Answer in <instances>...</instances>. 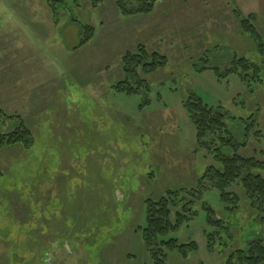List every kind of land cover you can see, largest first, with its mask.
<instances>
[{
  "label": "rangeland",
  "instance_id": "374dc122",
  "mask_svg": "<svg viewBox=\"0 0 264 264\" xmlns=\"http://www.w3.org/2000/svg\"><path fill=\"white\" fill-rule=\"evenodd\" d=\"M234 11L253 17L258 41ZM85 26L91 39L79 47ZM138 48L165 65L138 68L128 81H140L137 93L110 89L125 79L123 56ZM242 60L259 68L256 81L249 70L243 77ZM191 96L221 107L244 145L238 155L264 163V0H162L133 17L114 0H0V134L24 125L32 136L28 149L0 151V264H37L41 252L46 264H153L144 201L196 188L213 165L182 106ZM205 186L192 219L169 236L196 252L168 251L165 264H223L230 248L264 241L237 185L228 189L237 214ZM203 204L230 230L214 253Z\"/></svg>",
  "mask_w": 264,
  "mask_h": 264
},
{
  "label": "trees",
  "instance_id": "16d2710c",
  "mask_svg": "<svg viewBox=\"0 0 264 264\" xmlns=\"http://www.w3.org/2000/svg\"><path fill=\"white\" fill-rule=\"evenodd\" d=\"M98 1L91 0L92 6H95ZM159 1L162 0H114V5L121 16L129 17L151 13ZM49 6L54 9L53 4H49ZM234 16L238 20L242 32L249 34L256 41L260 39L250 23L253 19L252 16L243 18L238 11H234ZM81 29L83 33L88 31L89 35L80 40L79 47L90 41L92 31L91 27L87 26ZM242 61L245 63L243 64L245 69L243 77L249 70L248 73L255 76L250 78L256 81L259 68L251 67L244 60ZM165 63V57L157 53L146 55L142 48H138L133 54L126 53L121 59V71L125 79L112 85L110 89L126 91L128 94L137 93L141 89L140 85L138 86L140 81L135 86L128 82L131 76L137 75V69L139 68L143 74H149ZM257 81L261 82L260 79ZM144 92L148 97L149 90L145 89ZM149 102L147 100L145 103ZM182 106L187 119L194 128L197 146L208 151L213 165L206 168L198 179L196 188L171 190L157 200L147 199L144 201L146 220L145 228L141 230V233L145 250L153 264H165L168 251L177 253L183 251L185 256L190 252H196V246L193 243L178 244L176 240L169 239V236L180 225L192 219L189 207L193 205L194 201L192 200L199 198L203 189L206 188V181L212 183L210 189L218 193L219 201L221 205L225 206L223 210L227 214H237L239 211L240 200L228 192L230 187L237 185L244 194L250 212L257 216L260 224H264V163L254 158L238 155V150L244 145H240L228 131L224 124L225 115L221 113V107L214 110L203 105L193 96L186 98ZM252 125L253 123H251ZM251 126L245 128V131H249ZM31 144L32 136L24 125L16 126L14 129L0 134V151L3 148L12 147L28 149ZM186 195H191V197L194 195V199L186 201ZM204 206L203 204L202 209L206 212L207 225L212 230L211 233L204 235L206 248L209 252L214 253L216 248L226 246L225 242L231 239L230 230L223 222L213 219V211ZM224 235H226L225 238ZM225 248L229 249L228 246ZM42 250L48 251L44 250V247ZM229 250L231 252L224 256L223 264H264V241L260 238L247 242L244 249L231 250L230 248ZM38 256L37 264H46L43 252Z\"/></svg>",
  "mask_w": 264,
  "mask_h": 264
},
{
  "label": "crops",
  "instance_id": "0c3cea01",
  "mask_svg": "<svg viewBox=\"0 0 264 264\" xmlns=\"http://www.w3.org/2000/svg\"><path fill=\"white\" fill-rule=\"evenodd\" d=\"M133 17V16H132Z\"/></svg>",
  "mask_w": 264,
  "mask_h": 264
}]
</instances>
